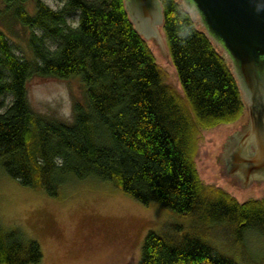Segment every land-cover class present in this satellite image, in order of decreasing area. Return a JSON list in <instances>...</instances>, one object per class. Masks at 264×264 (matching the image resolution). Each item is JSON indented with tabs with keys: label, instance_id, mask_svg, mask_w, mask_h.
I'll return each instance as SVG.
<instances>
[{
	"label": "trees",
	"instance_id": "16d2710c",
	"mask_svg": "<svg viewBox=\"0 0 264 264\" xmlns=\"http://www.w3.org/2000/svg\"><path fill=\"white\" fill-rule=\"evenodd\" d=\"M3 1L30 29L32 54H16L0 28V166L10 177L48 195L69 175L95 177L143 205L227 229L239 242L248 228L264 232V194L238 201L199 177L200 130L235 121L245 103L224 54L180 0H160L159 30L181 93L165 82L123 0H63L57 8L42 0ZM32 75L79 77L84 97L74 100L69 121L32 112L26 94ZM41 256L34 239L0 229V264H35ZM138 264L247 263L222 252L197 226L169 223L146 232Z\"/></svg>",
	"mask_w": 264,
	"mask_h": 264
},
{
	"label": "rangeland",
	"instance_id": "374dc122",
	"mask_svg": "<svg viewBox=\"0 0 264 264\" xmlns=\"http://www.w3.org/2000/svg\"><path fill=\"white\" fill-rule=\"evenodd\" d=\"M42 1L53 8L63 2ZM75 20V16L68 18L72 24ZM0 28L16 54L32 57L28 46L30 29L14 19L3 0H0ZM33 30L41 33L39 29ZM46 42L53 47L51 39ZM150 47L164 70L165 82L181 93L164 39L170 63L163 62ZM26 94L36 116L69 121L74 100H83L84 87L77 76L32 75L27 80ZM243 126L244 111L233 122L201 129L194 157L201 181L224 189L238 201L264 194V183L261 187L244 189L218 176L221 136ZM169 223L197 226L207 240L237 261L247 264L264 261V232L257 228L245 230L239 242L227 229L205 226L192 216L177 215L155 204L143 205L107 180L69 175L56 195H48L41 188L21 185L0 166V229H17L25 238L37 241L42 256L35 264H138L146 232L161 231Z\"/></svg>",
	"mask_w": 264,
	"mask_h": 264
},
{
	"label": "water",
	"instance_id": "95a60500",
	"mask_svg": "<svg viewBox=\"0 0 264 264\" xmlns=\"http://www.w3.org/2000/svg\"><path fill=\"white\" fill-rule=\"evenodd\" d=\"M213 44L224 54L242 100L264 106V0H180ZM135 29L148 40L161 60L170 63L159 31L160 0H123ZM221 136L218 176L242 187L264 183V113ZM248 127V128H247Z\"/></svg>",
	"mask_w": 264,
	"mask_h": 264
},
{
	"label": "flooded vegetation",
	"instance_id": "af4514ba",
	"mask_svg": "<svg viewBox=\"0 0 264 264\" xmlns=\"http://www.w3.org/2000/svg\"><path fill=\"white\" fill-rule=\"evenodd\" d=\"M245 109L247 112V118H248L247 124L248 125H249L250 120H251V115L255 114L258 111H263V113H264V106H261V105L259 106V105H255V104H252V105L245 104Z\"/></svg>",
	"mask_w": 264,
	"mask_h": 264
}]
</instances>
